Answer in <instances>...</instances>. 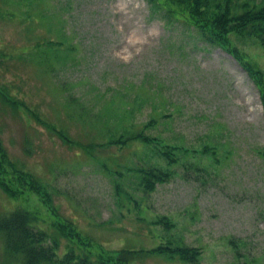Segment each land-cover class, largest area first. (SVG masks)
<instances>
[{
    "label": "rangeland",
    "instance_id": "obj_1",
    "mask_svg": "<svg viewBox=\"0 0 264 264\" xmlns=\"http://www.w3.org/2000/svg\"><path fill=\"white\" fill-rule=\"evenodd\" d=\"M152 8L146 0H0V83L72 142L1 101L0 140L97 249L199 252L194 263L150 252L129 264H264L260 90L224 49ZM229 39L261 69L264 88V43ZM135 132L149 140L106 143ZM148 167L170 175L145 190L139 174ZM39 199L0 189V211L23 205L56 221Z\"/></svg>",
    "mask_w": 264,
    "mask_h": 264
},
{
    "label": "trees",
    "instance_id": "obj_2",
    "mask_svg": "<svg viewBox=\"0 0 264 264\" xmlns=\"http://www.w3.org/2000/svg\"><path fill=\"white\" fill-rule=\"evenodd\" d=\"M151 10H162L163 15L181 17L192 25L199 37L206 43L217 45L229 53L245 70L248 77L258 86L263 102L264 88L261 69L248 59L243 51L230 42L229 34L236 37H255L264 43V0H146ZM48 30V28H46ZM45 41V42H44ZM47 45L59 44L60 39L46 38ZM0 101L12 108L23 106L46 129L54 131L66 143L72 140L63 130L54 128L28 110L23 102L10 96L8 87L0 83ZM139 138L147 141L141 132L121 134L119 138L108 139L106 143H124ZM86 144L84 147H88ZM174 161L168 151L162 152ZM140 182L145 190H152L156 182L168 178L170 172L157 167L140 169ZM0 189L8 197L15 199L24 189L39 196L46 207L52 209L56 221L47 222L36 210L23 205L0 211V264H129L140 253H175L185 262H196L198 250L195 247L159 245L145 250L116 248L102 250L95 248L89 237L80 233L74 222L60 216L51 203L46 186L23 170L10 159L0 140ZM51 206L53 208H51ZM159 221V220H158ZM40 222V223H39ZM45 226V227H44ZM63 251L58 254L60 240Z\"/></svg>",
    "mask_w": 264,
    "mask_h": 264
}]
</instances>
